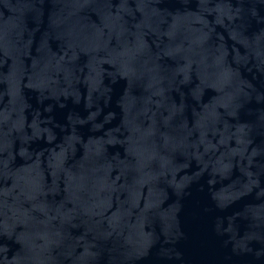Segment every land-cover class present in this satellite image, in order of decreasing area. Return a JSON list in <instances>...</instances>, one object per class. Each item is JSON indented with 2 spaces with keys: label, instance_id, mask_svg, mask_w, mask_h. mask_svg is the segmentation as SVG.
Here are the masks:
<instances>
[{
  "label": "water",
  "instance_id": "obj_1",
  "mask_svg": "<svg viewBox=\"0 0 264 264\" xmlns=\"http://www.w3.org/2000/svg\"><path fill=\"white\" fill-rule=\"evenodd\" d=\"M0 264H264V0H0Z\"/></svg>",
  "mask_w": 264,
  "mask_h": 264
}]
</instances>
